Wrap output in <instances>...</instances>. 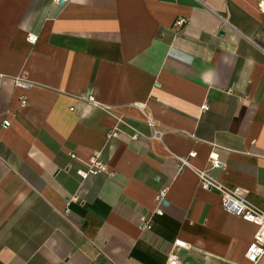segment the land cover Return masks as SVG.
<instances>
[{"label":"crops","instance_id":"1","mask_svg":"<svg viewBox=\"0 0 264 264\" xmlns=\"http://www.w3.org/2000/svg\"><path fill=\"white\" fill-rule=\"evenodd\" d=\"M192 153L264 212V0H0V264H167L179 241L181 264H247L256 228Z\"/></svg>","mask_w":264,"mask_h":264},{"label":"built area","instance_id":"2","mask_svg":"<svg viewBox=\"0 0 264 264\" xmlns=\"http://www.w3.org/2000/svg\"><path fill=\"white\" fill-rule=\"evenodd\" d=\"M69 1L70 0H54L56 4H65L68 3ZM186 25H188L187 19H179L175 23V28L180 30L183 29ZM37 41H38L37 37L30 36L28 38V42L32 45H35ZM15 87L21 90H28L30 89L31 86L25 78L20 77L15 80ZM27 104H28L27 100L25 98H22V104H21L22 108H25ZM79 105H81L84 108L86 107L100 108L110 115L116 114L114 108L101 105L93 98L80 100ZM206 109L207 106H204L203 110ZM71 111L76 112L78 110L76 107H73ZM116 118L118 121V127L114 132L109 134L108 138L109 139L118 138L121 132L120 127L126 126L133 131V135L131 136V139L133 141H137L141 134L132 127H130L125 122L123 117L116 116ZM148 125L153 133V137L156 138L158 135V130L156 129L155 124L148 122ZM9 127H10V122L5 121L3 128L7 129ZM72 158L76 159V156H72ZM195 158H196L195 153L190 154L189 157L187 158H178L180 171H184L185 169L193 170L198 177L200 187L203 191L216 192L220 195L222 201V207L226 213L234 217L240 218L245 222L250 223L256 228V234L254 236V240L247 248L245 254V260L247 264H264V212L257 209L256 207L251 205L245 198H243L239 194L238 189L229 187L228 185L224 184L219 179H216L214 176L211 175L210 171L222 169L224 166L222 161L218 159L217 155L212 154L209 159L210 171H200L193 169L191 160ZM106 171H107L106 165L101 161L100 157L96 155L90 159L85 169H80L77 171V175L82 179V181H86L90 176L97 175L99 173ZM168 194H169V189H162L158 193L156 198V204L158 208L156 211V215L163 216L162 208H164L165 204L167 203ZM140 223L144 230L149 231L152 229V224L149 219L143 217L140 219ZM186 249H188V245L185 242L179 241L175 243L171 247L168 253L167 264H181L179 252L181 250H186Z\"/></svg>","mask_w":264,"mask_h":264},{"label":"water","instance_id":"3","mask_svg":"<svg viewBox=\"0 0 264 264\" xmlns=\"http://www.w3.org/2000/svg\"><path fill=\"white\" fill-rule=\"evenodd\" d=\"M165 205H167V203Z\"/></svg>","mask_w":264,"mask_h":264}]
</instances>
